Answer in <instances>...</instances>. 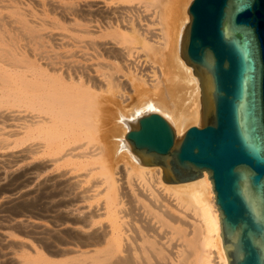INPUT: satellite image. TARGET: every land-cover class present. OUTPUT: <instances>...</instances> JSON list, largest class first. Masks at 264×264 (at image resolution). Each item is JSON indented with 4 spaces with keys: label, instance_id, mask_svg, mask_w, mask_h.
I'll return each mask as SVG.
<instances>
[{
    "label": "bare ground",
    "instance_id": "obj_1",
    "mask_svg": "<svg viewBox=\"0 0 264 264\" xmlns=\"http://www.w3.org/2000/svg\"><path fill=\"white\" fill-rule=\"evenodd\" d=\"M31 1L50 9L59 6L46 0ZM102 1L94 0L85 5L82 2L79 8L68 7V3L59 6L62 23L72 21L78 26L65 27L74 31V41H83L86 48L92 50L88 56L105 58L103 54H106L114 61L112 70L106 66L109 72L102 73L101 78L87 72L86 67L76 69L72 65H68V75L63 76L56 73L55 68L49 72L23 56L15 48L16 38L23 37L37 44L35 50L45 53L41 46L57 39V34L46 30L62 29L63 25L54 18L34 19L31 11L24 12L18 7L16 0L0 4L1 10H7V15L0 13V122L11 117L20 120L23 116L19 118L17 114L27 112L13 129L4 132L0 129V151L12 153L19 148L18 157L23 160L40 162L38 167L43 169L55 168L56 175L50 179L60 182L68 174V247L54 251L68 254V258L48 259L30 243L11 240L5 233L1 234L4 245L0 247L5 248V243H10L22 248L21 252L7 258L10 264H227L208 176L204 173L192 182L166 184L161 178V168L143 166L127 149L120 150V140H125L127 133V128L119 122L120 116L136 119V113L150 105L170 118L177 136L200 118L198 79L178 54L181 29L189 22L185 12L189 3L187 0H109L111 5L101 6ZM5 24L13 25L18 34L7 37L1 28ZM116 44L125 47L119 48ZM98 68L102 69L103 65L99 64ZM99 92L110 94V98L104 95L105 100L100 101ZM123 154L127 155L130 166L120 162L118 157ZM32 167L30 165V169ZM126 180H129L128 185H124ZM14 182L17 183L15 178ZM19 201L9 195L0 202V207L11 208ZM15 224L42 236L50 233L58 236L64 230L62 227L63 230L49 231L26 219H19ZM168 234L179 241L175 247L173 242L171 246L167 244Z\"/></svg>",
    "mask_w": 264,
    "mask_h": 264
},
{
    "label": "water",
    "instance_id": "obj_2",
    "mask_svg": "<svg viewBox=\"0 0 264 264\" xmlns=\"http://www.w3.org/2000/svg\"><path fill=\"white\" fill-rule=\"evenodd\" d=\"M186 11L178 54L198 79L199 122L176 137L149 105L120 116V150L166 184L205 173L227 264H264V0H192Z\"/></svg>",
    "mask_w": 264,
    "mask_h": 264
},
{
    "label": "rangeland",
    "instance_id": "obj_3",
    "mask_svg": "<svg viewBox=\"0 0 264 264\" xmlns=\"http://www.w3.org/2000/svg\"><path fill=\"white\" fill-rule=\"evenodd\" d=\"M3 1V2H2ZM0 0V4H4L5 3V5L8 3V0H7V2H6V0ZM5 1V2H4ZM17 2H19V3H17L18 4V7H20V8H22V10H25L24 12H26V10L28 9V11H31V15H33V18L35 19V18H37L38 20H40V16H42L41 18H44V19H46V20H50V19H56V20H59L60 21V23L63 25L62 26V29L61 28H58V29H55V28H48L46 31H50V32H54V35L55 34H57V36H56V38L58 39H55L54 38V40H52V42L50 43H47L48 45L47 46H41V48L45 51V53H40V51L38 52L37 50H35L37 47L36 46H38L37 44L35 45V44H33V43H29L28 41H26V40H24V38L23 37H19V38H16V44H15V48H17L16 50L19 52V53H21L23 56H25L26 58H28L29 60H31V61H33V62H35L36 64H37V62H38V65H41V67H44V69L45 70H47V71H49V72H52V69L54 70V68H55V72L56 73H62V75L64 76V75H68V65H72L73 67H75L76 69H78V66H82L83 68L84 67H86L87 68V72H90V74H92V75H98L100 78H101V75H102V73L104 74V73H108L109 72V69L108 68H110V67H112V64H114V61L112 60V59H110V60H112V63H111V61L108 59V57H107V55L106 54H103L104 55V57L105 58H103V56L101 57V58H95V57H91V56H88L90 53H92V50L91 49H87L88 48V46H85L86 44H85V42L83 43V41H81V43H80V41H74V37L72 36V34H74V31H72V30H70V29H66L67 27H69V28H73V29H75V28H77L78 26H76V25H73L72 23V21H66V20H64L65 21V23H62V20H60V11H59V6L60 5H63V4H66V3H68V7L69 6H76V7H81L84 3L85 4H89V2H91V1H94V0H76V1H78V2H76L75 0H52V1H50V0H44L45 2H53V3H55L56 5H59V6H55L54 8H51L50 9V7L48 8L47 6H43L42 4H36V3H33L31 0H26V1H28V2H25V0H16ZM102 1V0H101ZM150 1H153V0H150ZM192 1V0H187V2L186 3H189L190 4V2ZM23 2V3H22ZM25 2V3H24ZM73 2V3H72ZM82 2H83V4H82ZM102 3V4H101ZM111 1H109V0H103L102 2H100V4H101V6H109V5H111ZM155 3V2H154ZM34 4V5H33ZM79 4V5H78ZM81 4V5H80ZM84 4V5H85ZM155 4H157V3H155ZM36 5H37V7H36ZM31 8H33V11H32V9ZM37 9V10H36ZM49 9V10H48ZM3 10V9H2ZM1 9H0V13L2 14V15H7V13H6V11L7 10H3L2 11ZM40 10V11H39ZM44 10V11H43ZM46 10V11H45ZM186 10H187V8H186ZM185 10V12H186V15H187V11ZM2 11V12H1ZM50 12V13H49ZM58 12V13H57ZM4 13V14H3ZM35 15H34V14ZM43 13V14H42ZM47 14L46 16H45V14ZM27 14V13H26ZM40 14V15H39ZM185 14V13H184ZM28 15H30V14H28ZM38 16V17H37ZM53 16V17H52ZM188 16V15H187ZM77 18V17H76ZM78 21V23H82L80 20H77ZM6 26H8V27H6ZM11 26V27H10ZM66 27V28H65ZM5 32H6V35H7V37H8V35H17L18 33L16 32V29H15V27L13 26V25H11V24H5V26L3 27H1ZM12 28V29H11ZM5 29H8V30H5ZM56 30V31H55ZM66 30H67V32H66ZM70 31V33H68L69 31ZM12 31V32H11ZM60 32V33H59ZM62 35V36H67V37H62V36H59V35ZM69 35H71V36H69ZM60 39V40H59ZM18 40V41H17ZM57 40V41H56ZM64 40V41H63ZM8 41V40H7ZM24 42V43H23ZM27 42V43H26ZM58 42V43H57ZM61 42V43H60ZM62 42H63V44H62ZM20 43V44H19ZM26 43V44H25ZM29 43V44H28ZM56 43V44H55ZM50 44V45H49ZM55 44V45H54ZM59 46H58V45ZM72 44V45H71ZM82 44V45H81ZM17 45V46H16ZM27 47H26V46ZM34 46V48H33V46ZM53 47H52V46ZM64 47H63V46ZM19 46V47H18ZM31 46V47H30ZM83 46V47H82ZM116 46L117 47H119V48H122V47H125V46H123L122 44H120V45H117L116 44ZM47 47V48H46ZM49 47V48H48ZM79 47V48H78ZM85 47V48H84ZM87 47V48H86ZM31 50H30V49ZM84 48V49H83ZM18 49H20V50H18ZM50 49V50H49ZM53 49H55V52H54V50ZM85 49H87V50H85ZM21 51H23V52H21ZM37 51V52H36ZM59 51V52H58ZM84 51V52H83ZM87 51V52H86ZM34 52V53H33ZM28 53V54H27ZM82 53V54H81ZM84 53V54H83ZM89 53V54H88ZM37 56H36V55ZM38 54H40V55H42V56H39ZM55 54V55H54ZM58 54H60V55H58ZM64 56H63V55ZM76 54V55H75ZM31 55V56H30ZM51 55V56H50ZM35 56V57H34ZM46 56V57H45ZM84 56V57H83ZM34 57V58H33ZM52 57V58H51ZM55 57V58H54ZM59 57V58H58ZM60 57H61V59H60ZM67 57V58H66ZM70 57V58H69ZM79 57V58H78ZM33 58V59H32ZM45 58H47L46 60H45ZM77 58V59H76ZM86 58V59H85ZM87 58H88V60H87ZM83 59V60H82ZM95 59V60H94ZM45 60V61H44ZM48 60V61H47ZM51 60V61H50ZM65 60V61H64ZM85 60V61H84ZM109 60V61H108ZM61 61V63L59 64V62ZM68 63H67V62ZM69 61H70V64H69ZM72 61H74L75 62V66H74V62H72ZM82 63H81V62ZM87 61V63H85ZM96 61V62H95ZM99 63H98V62ZM42 64H41V63ZM46 62H47V64H46ZM84 62V63H83ZM91 64H90V63ZM45 63V64H44ZM52 63H54V65L52 64ZM64 63V64H63ZM72 63V64H71ZM78 63V64H77ZM105 63V64H104ZM93 64V65H92ZM103 65V68L102 69H100V68H98V65ZM47 65V66H46ZM63 65H65V66H67V68L65 67V66H63ZM115 65V64H114ZM63 66V67H62ZM108 68H107V67ZM49 68H50V70H49ZM64 68V69H63ZM107 68V69H106ZM89 69V70H88ZM111 70H112V68H110ZM61 70V71H60ZM102 70V71H101ZM58 71V72H57ZM79 71V70H78ZM119 75H122V73L121 72H119ZM103 95V96H102ZM106 95H109V96H106V99H108V98H110V94H108V93H105L104 94V92H99L98 93V99L100 100V101H104L105 100V96ZM25 114V115H24ZM102 114V113H101ZM15 115V114H14ZM18 116H19V118L21 117V115L23 116V117H25V116H27V112H20V113H18L17 114ZM23 117H21L20 118V120H18V119H14V120H12L11 118L9 119V120H7V121H4V122H0L1 124H0V129L4 132V131H8L9 129L11 130V129H13L14 127V125H17V124H19V123H21L22 122V118ZM200 119V118H199ZM198 122H199V120H198ZM198 122L196 123V124H193V126H192V124L191 125H189V126H186L185 127V129L187 130L188 128H190V127H194V126H196L197 124H198ZM6 126V127H5ZM174 128V127H173ZM177 136V135H176ZM19 150V148H17V150L15 149L12 153H10V151H3V150H1L0 151V173H2V175H0V179H1V181H0V191H1V193H0V202L1 201H3L4 199H6V197L7 196H12L13 198H16V199H18V203L16 204H13V205H11L10 207L11 208H9V207H5V208H3V207H0V215H1V217H0V224H2V226L3 227H5V225H7L5 228H3L1 225H0V228H2V229H0V243L2 244V243H4V242H2L1 241V234H9L10 235V239L11 240H13V239H15V240H22V241H25V242H28V243H30L32 246H34L43 256H45L46 258H48V259H53V260H64V259H67L68 258V254H65V253H58V254H56V252H54V251H57V249H60V248H65V247H68V222H66V221H68V217H67V215H68V195H66V194H68V181L66 180L67 178H68V174L66 175V178L65 179H61L60 180V182L59 181H57L56 179H50V177L51 178H53L54 177V174L56 175V172H57V170L55 169V168H52V167H47V169L44 167V169L43 168H40V167H38L39 165H40V162H35V164L34 163H32V161L31 160H23L21 157H18V151ZM15 151H16V153H15ZM9 153V154H8ZM6 154H8L7 156H6ZM11 154V155H10ZM4 155V156H3ZM9 156V157H8ZM12 156V157H11ZM11 157V158H10ZM119 159H120V162L121 163H125V164H127L128 166H130L131 165V162L128 160V158H127V155L126 154H123V155H121V157H118ZM17 160V161H16ZM19 160V161H18ZM14 161H16V162H14ZM2 162V163H1ZM37 163V164H36ZM3 164V165H2ZM34 164V165H33ZM14 165V166H13ZM22 165V166H21ZM30 165H31V169H30ZM37 167H36V166ZM2 166H4V167H2ZM24 166V167H23ZM16 167V168H15ZM28 167V168H27ZM5 168V169H4ZM21 168V169H20ZM23 168V169H22ZM38 168V169H37ZM40 168V169H39ZM34 169V170H33ZM53 169V170H52ZM3 170H4V172H3ZM23 170V171H22ZM26 170V171H25ZM31 170V171H30ZM36 170H39V171H36ZM33 171H34V173H33ZM24 172H27L28 174H26V173H24ZM40 172V173H39ZM8 174V176H7V174ZM20 173V174H19ZM33 173V174H32ZM26 174V175H25ZM19 175H21L20 177H19ZM25 175V176H24ZM37 175V176H36ZM52 175V176H51ZM6 176V177H5ZM23 176V177H22ZM29 176V177H28ZM49 177V179L47 180V177ZM10 177V178H9ZM28 177V178H27ZM31 177H32V179H31ZM4 178V179H3ZM13 178V179H12ZM14 178H15V181H17V183L19 184V186L22 188H20L19 186H17V183L16 182H14ZM18 178V179H17ZM20 178V179H19ZM34 178V179H33ZM131 178V177H130ZM28 179V180H27ZM9 180V181H8ZM13 180V181H12ZM27 180V181H26ZM32 182H31V181ZM46 180H47V182H46ZM50 180V181H49ZM12 181V182H11ZM24 181V182H23ZM39 181H41L42 183H40V185H39ZM56 181V182H55ZM67 181V182H66ZM124 181V180H123ZM127 181H129V180H126L125 182V184L124 185H128L127 184ZM5 182V183H4ZM10 184H12L13 183V185H10ZM28 182H30V183H28ZM36 182V183H35ZM46 182V183H45ZM59 182V183H58ZM16 185H15V184ZM50 183H52L51 185H50ZM53 183H54V185H53ZM61 183V184H60ZM63 183V184H62ZM21 184H23V185H21ZM46 186H45V185ZM64 184L66 185L65 187H64ZM9 185H10V187H9ZM26 185V186H25ZM44 185V186H43ZM2 186V187H1ZM32 186H35V187H33L32 188ZM37 186V187H36ZM49 186V187H48ZM53 186V187H52ZM7 187V188H6ZM17 187V188H16ZM42 187H43V189H42ZM52 187V188H51ZM5 190H4V189ZM12 190H14V188H15V190L14 191H12ZM27 188V189H26ZM36 188V189H35ZM44 188H45V190H44ZM49 188V189H48ZM2 189V190H1ZM19 190V192H18V190ZM34 189V190H33ZM38 189V190H37ZM40 189V190H39ZM57 189H62L61 191L60 190H57ZM21 190V191H20ZM27 190V191H26ZM28 190H30V192L28 191ZM42 190V191H41ZM52 190H55V191H52ZM56 190H57V192H56ZM33 191V192H32ZM34 191H35V193H34ZM60 193H59V192ZM4 192H6V193H4ZM62 192H64V193H62ZM21 193V194H20ZM28 193V194H27ZM31 193H33V194H31ZM40 193V194H39ZM41 193H43V194H41ZM53 193H54V195H53ZM6 194V195H5ZM8 194V195H7ZM17 194V195H16ZM20 194V195H19ZM37 194V195H36ZM47 194V195H46ZM55 194H57V195H59L60 194V196H55ZM62 194V195H61ZM50 195H51V197H50ZM1 196H3L2 198H1ZM28 196V197H27ZM37 196V197H36ZM48 196V197H47ZM55 196V197H54ZM62 196V197H61ZM32 197V198H31ZM35 197V198H34ZM47 197V198H46ZM52 198V199H51ZM22 199V200H21ZM39 199V200H38ZM41 199V200H40ZM49 199H51V200H49ZM58 199H59V201H60V203H61V205L60 206H57V205H59L60 203H59V201H58ZM32 200V201H31ZM34 200V201H33ZM53 200L55 201L54 203H53ZM64 200V201H63ZM30 201V202H29ZM63 201V202H62ZM28 202V203H27ZM35 202H37V203H35ZM41 202H42V204H41ZM45 202V203H44ZM48 202V203H47ZM56 202H58V203H56ZM31 203V204H30ZM51 203V204H50ZM28 204V205H27ZM38 204V205H37ZM40 204V205H39ZM50 204V205H49ZM64 206H63V205ZM15 205H17V207L15 206ZM34 205V206H33ZM37 205V206H36ZM46 205V206H45ZM48 205V206H47ZM66 205H67V207H66ZM12 206H13V209H14V211H13V209H12ZM15 206V207H14ZM51 206H53V207H51ZM54 206H56V207H54ZM66 207V208H63V207ZM23 208V209H21V208ZM31 207V208H30ZM38 207V208H37ZM3 210H2V209ZM28 208V209H27ZM34 208V209H33ZM46 208V209H45ZM48 208V209H47ZM51 208V209H50ZM56 208V210H54ZM17 209H19L18 211H17ZM31 209H32V211H31ZM8 210V211H7ZM5 211H6V213H5ZM13 211V212H12ZM24 211H25V213H24ZM64 211V212H63ZM21 212H23V214L21 213ZM28 212H29V215H28ZM33 212V213H32ZM38 212V213H37ZM48 212V213H47ZM9 213V214H8ZM36 213V214H35ZM59 213V214H58ZM61 213V214H60ZM63 213H65V214H63ZM11 214H14V215H11ZM15 214H16V216H15ZM17 214H18V217H17ZM38 214V215H37ZM42 215V218H43V216H44V219L42 220V218L40 217L41 215ZM58 214V215H57ZM20 215V216H19ZM22 215V216H21ZM26 215V216H25ZM28 215V216H27ZM37 215V216H36ZM40 215V216H39ZM49 215V216H48ZM62 216V217H60V216ZM15 216V217H14ZM57 216H59L58 218H57ZM65 216V217H64ZM33 217H35V218H33ZM53 217V218H52ZM67 217V218H66ZM2 218H4V219H2ZM11 218H13V219H11ZM38 218V219H37ZM52 218V219H51ZM54 218H57V219H54ZM19 219H22V220H25L26 219V221H30V222H35V223H38V225H40V226H43L44 228H46V230H49V231H51V230H59V228H61L60 230H63V228H64V230L63 231H61L62 233L61 234H59L58 236H56V235H52L51 233H50V235H43L42 236V234H39L37 231L36 232H34V231H31V230H29L28 229V231H27V229L25 228V227H20V226H16V224H15V222L17 221V220H19ZM48 219V220H47ZM1 220H2V222H1ZM46 220V221H45ZM57 220V221H56ZM60 222H59V221ZM53 222V225H55L56 223V225L54 226V228H53V225L51 224L52 222ZM61 221H63V222H61ZM9 224H10V226H9ZM13 224H15V229H14V226H13ZM62 224V225H61ZM59 225V226H58ZM13 226V227H12ZM57 226V227H56ZM10 227V228H9ZM50 227H52L51 229H50ZM63 227V228H62ZM9 228V229H8ZM66 229V230H65ZM13 230H15V231H13ZM19 230V231H18ZM20 230H23V232H24V230H26L24 233H22V231L20 232ZM67 232V233H66ZM21 233L23 234V236L21 235ZM27 233H29V238H28V236H26V234ZM31 233H33V234H31ZM64 233V234H63ZM31 235V236H30ZM37 236V237H36ZM56 236V237H55ZM60 236H61V238H60ZM66 236V237H65ZM31 237L33 238L32 240H31ZM40 237H41V240H40ZM43 237V238H42ZM46 237V238H45ZM63 238L65 239V240H63ZM44 239V240H43ZM166 242H167V244H171L172 245V242L174 243V247H175V245H176V243H179V241L178 242H176V238L173 236H171V234H168L167 236H166ZM35 240V241H34ZM38 240V241H37ZM52 240V241H51ZM56 240V241H55ZM37 241V242H36ZM40 241H42V242H40ZM46 241H48L49 243L47 244V242ZM175 241V242H174ZM39 242V243H38ZM51 242V243H50ZM58 243V244H57ZM0 244V246L1 247H3V245L4 244H2L1 245ZM36 244H37V246H36ZM51 244V245H50ZM54 244V245H53ZM60 244V245H59ZM64 244V245H63ZM5 248H1L0 247V264H5V262H6V264H10L8 261H9V259H7V258H9V257H12L13 256V254H17V253H19V252H21L22 250V248L21 247H19V246H14V244L12 245V244H6L5 243ZM10 245V246H9ZM43 245V246H42ZM46 245H48V246H46ZM51 247H50V246ZM170 245V246H171ZM52 246H54L55 248H53ZM46 247V248H45ZM50 247V248H49ZM173 247V246H172ZM20 248V249H19ZM42 248H43V250H42ZM49 248V249H48ZM53 248V249H52ZM47 249V250H46ZM48 251V252H47ZM51 251H52V254H51ZM11 252V253H10ZM6 253V254H5ZM8 253V254H7ZM3 254V255H2ZM5 254V255H4ZM6 259V260H5Z\"/></svg>",
    "mask_w": 264,
    "mask_h": 264
}]
</instances>
